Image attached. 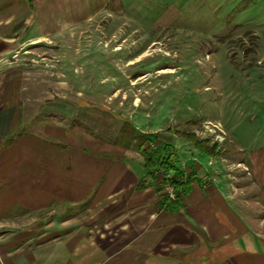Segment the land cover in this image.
I'll list each match as a JSON object with an SVG mask.
<instances>
[{
    "label": "crops",
    "instance_id": "crops-1",
    "mask_svg": "<svg viewBox=\"0 0 264 264\" xmlns=\"http://www.w3.org/2000/svg\"><path fill=\"white\" fill-rule=\"evenodd\" d=\"M95 7L0 0V264H264V147L238 144L235 160L194 152L169 198L108 131L64 123L83 121L79 98L64 114L60 93L43 94L67 81L21 62L28 42L59 39Z\"/></svg>",
    "mask_w": 264,
    "mask_h": 264
},
{
    "label": "rangeland",
    "instance_id": "rangeland-1",
    "mask_svg": "<svg viewBox=\"0 0 264 264\" xmlns=\"http://www.w3.org/2000/svg\"><path fill=\"white\" fill-rule=\"evenodd\" d=\"M95 12L59 39L28 42L34 53L21 59L67 81L62 89L46 83L43 94L60 93L64 114L79 98L83 121L66 125L108 131L142 161L140 145L168 142L157 146L159 159L177 164L151 166L143 180L153 176L167 195L199 152L190 134L227 160L240 158L238 144L264 147V0H96ZM31 87L33 95L43 86ZM136 132L146 136L133 140ZM36 221L28 232L38 237Z\"/></svg>",
    "mask_w": 264,
    "mask_h": 264
},
{
    "label": "trees",
    "instance_id": "trees-1",
    "mask_svg": "<svg viewBox=\"0 0 264 264\" xmlns=\"http://www.w3.org/2000/svg\"><path fill=\"white\" fill-rule=\"evenodd\" d=\"M87 106H92V105L89 104ZM181 133H182V135L186 136L185 133H183V132H181ZM145 136H146L145 134H142V135H140V138L141 137L144 138ZM148 136H149V138H148L147 141L151 142L152 140L150 139V137H155L156 135L149 134ZM189 137H190V139L193 140L194 145L199 150V152L208 154L210 156H216V155L220 154V151H217L218 149L213 147V145L204 144L203 141H200L199 139L195 138V136L193 134H190ZM159 145H162V146L165 145L166 148L168 146H170L168 142L164 143V142H161L160 140H159V143L154 148L146 147V146L144 147L143 145L139 146V151H140L139 154H141V156L143 157V167H145L146 169H149L151 166H155V165H157L159 163L160 166H165V167L169 166L171 169H173L175 167V166H173L174 163L171 164L169 162V160L168 161L167 160H162V158L159 159V155H160L159 152H160V149H161V148L157 147ZM168 162L170 164H168ZM177 175L179 177H181L182 175H184V172L177 171ZM186 175L189 176V177L193 176L192 174H186ZM187 183L189 184L190 181L188 180ZM170 184H172L174 186V189H176V188H178V187H180L182 185H185L184 182L181 181L180 179L179 180H171Z\"/></svg>",
    "mask_w": 264,
    "mask_h": 264
},
{
    "label": "built area",
    "instance_id": "built-area-1",
    "mask_svg": "<svg viewBox=\"0 0 264 264\" xmlns=\"http://www.w3.org/2000/svg\"><path fill=\"white\" fill-rule=\"evenodd\" d=\"M166 188H167L168 196L170 198L174 197L175 196V192H174L173 188L171 187V185L170 186H167Z\"/></svg>",
    "mask_w": 264,
    "mask_h": 264
}]
</instances>
